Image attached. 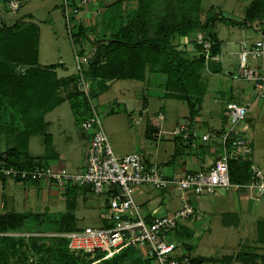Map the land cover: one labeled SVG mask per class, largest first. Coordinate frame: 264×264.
Returning a JSON list of instances; mask_svg holds the SVG:
<instances>
[{"label": "trees", "instance_id": "obj_1", "mask_svg": "<svg viewBox=\"0 0 264 264\" xmlns=\"http://www.w3.org/2000/svg\"><path fill=\"white\" fill-rule=\"evenodd\" d=\"M157 1L137 0L136 11L127 15L125 20L118 16L119 24L116 27H111L108 35L90 39L87 30L76 23L73 25L70 35L74 43L90 44L95 47L92 61L83 72L92 87L103 86L108 81L144 82L148 77H146V70L148 73H155V76H165V96L185 101L191 122L199 111L201 100L206 94V89L200 83V73L206 60L202 53V45L191 41L194 45L193 50L188 51V46L179 49V46L174 45L171 41L174 36L192 37L201 34L204 36V41L210 43V57L220 54L221 42L212 31L213 22L209 18L201 22L198 18L197 12L201 0H177L178 5H182L180 13L166 11L159 16H156L154 12ZM76 2L77 0H69L71 6ZM211 11L210 8L208 12ZM216 17L226 25L237 27L261 20L259 22L260 32L264 35V0H252L241 21H233L221 15ZM73 19L74 17L71 18V21L75 22ZM106 22L110 25V22ZM111 22L112 25L116 21ZM38 46L39 28L35 23L17 20L7 26L1 22L0 134H9L13 131L10 124L18 118L24 119L25 123L16 133L17 143L6 150H0V162L21 169L46 165L42 162L55 156L51 147V138L46 133L43 135L44 156H33L28 150L30 137L44 133L46 125L44 116L47 112L67 101L77 125L91 116V110L87 108L85 102L77 100L79 99L77 93L67 92L65 96L61 95L62 90L70 84H74L76 77L58 78L55 70L59 64L40 66L38 64ZM79 50L82 52L84 49L80 48ZM207 61L215 63L213 70L216 73L221 72L219 63ZM19 69H23V71L20 72ZM4 112L9 114L8 123L1 119ZM156 134V129L150 126L146 127V139L155 140ZM228 171L232 184L245 185L251 181L249 161H230ZM77 188L80 187H66L64 192L66 211L61 214L0 213V233L48 234L49 232L67 233L77 230L73 215L74 194ZM27 223H31L28 228ZM47 225H51L52 229L47 228ZM43 234L27 239L0 237V264H9L10 261L20 262L27 259L28 256H37L38 261L43 264H90L103 257L102 253L93 259L86 255L74 254L67 249L64 238L44 236ZM257 236V239L261 238V242L264 243V236L260 234ZM194 238L195 233L182 226H178L171 234V239L176 240L186 256L191 257L189 264H202L203 262L264 264V254H257L252 250L222 254L220 257L214 258L192 256L194 247L185 240ZM95 264L153 263L150 260L142 259L138 249L127 247Z\"/></svg>", "mask_w": 264, "mask_h": 264}, {"label": "rangeland", "instance_id": "obj_2", "mask_svg": "<svg viewBox=\"0 0 264 264\" xmlns=\"http://www.w3.org/2000/svg\"><path fill=\"white\" fill-rule=\"evenodd\" d=\"M251 1L201 0L200 2L199 11L197 12L199 20L204 22L205 19L209 18L213 22L212 31L221 42V54L219 56L223 70L220 74L216 73L213 70L215 63L206 61L200 73V83L206 89V94L201 100L199 111L193 118L198 119L196 124L198 131L209 129L210 126L213 127L217 124L221 126L223 122L225 125L224 109L226 103L231 100L236 102L244 101L247 107V114L244 121L239 124V128H246L243 135L253 149V159L262 171H264V96H257V91L252 87V84L238 79L237 74L239 63L238 53L241 43L244 42L246 45H249L257 40L264 41V35L260 32L261 25H259V22L261 20L237 27L226 25L217 20L216 17L221 15L233 21H241L244 19L245 10ZM177 2V0H158L154 6L155 15L159 16L166 11L180 13L182 11V5H178ZM210 8L212 11L208 12ZM23 12H30L33 16V21L37 23L40 29L38 64L40 66L58 65L59 61H62L68 67L67 72L69 74L75 72L73 49L83 48L86 50L90 44L81 43L79 45L78 43H74L72 45L69 39L71 33L68 34V30H73L75 22H70V29L66 26L62 12V0H26L17 11L9 10L6 5V0H0V24L2 22L7 26L12 25L17 19L23 17ZM177 41V36H174L171 42L177 43ZM248 64L264 72V61L261 62L260 59H249ZM19 71L22 72L23 69H19ZM57 72L60 75L65 74L59 65L57 66ZM165 81V76H155V73L149 72L144 82L130 80L115 81L107 89L102 85H95V87L90 85L88 96L74 82V84H70L62 90L61 95L65 96L67 92L72 94L77 93L79 97L77 100L84 101L88 109L90 108V103L93 102L110 146L117 145L119 149L129 148L132 144H138L143 140L144 129L148 122L147 119L159 122L157 115L158 113L162 114L163 120L160 121V129L168 133L164 135L159 134L157 145L149 140L147 144L150 143L152 147H156V153H158L157 158L159 161H163L175 149L173 148L174 142L172 139H178L173 138L169 133L177 125L181 124V122L187 123V120H189L186 102L170 99L165 96ZM95 95L97 97H94ZM141 105L143 107L140 111L141 116H139L138 110L141 108ZM145 108L146 113H143ZM124 109L125 111H123ZM8 115V112L2 113L1 119L3 122H9ZM138 117L141 118V124L139 122V125L135 124L136 122L133 124L132 120L138 119ZM46 120L49 121L50 125L47 128V133H38L30 138V154L33 156H41L44 154L45 144L43 142V135L46 133L51 137L53 146L64 155L63 159L73 161L71 165L76 166V161L80 159L81 152L79 150L76 153L73 151L80 147L78 145L74 146V144L82 141L79 140L75 143L74 141L79 139L78 135L84 131L81 130L80 124L77 125L75 123L69 102L65 101L53 112L48 114ZM24 123V119L18 118L10 124V128L12 129L13 127L14 129L13 131L9 134H0V150H6L17 143L18 137H16V133L22 128ZM125 137L127 138V142ZM70 153L77 154L78 158L74 159L72 154L69 157ZM42 164H53L58 167L63 166L61 161L56 162L50 159L44 160ZM10 189L8 193L13 194L17 200L14 211L25 212L30 211V207L33 208V204L36 202L35 199H37L35 194L37 188L34 183H29V186L17 183L10 186ZM2 196L3 191L0 187V204L2 202ZM24 201L25 204L28 203L25 209L23 208ZM39 204L43 206L42 202H39ZM7 211V208L5 210L0 209V213ZM77 211L76 214L79 219L77 226L100 227L98 210ZM201 223H204V221ZM30 224L27 223V228L31 226ZM47 228L52 229V226L47 225ZM225 232L220 233V229L214 225L210 231H198V233H195L194 239H186L185 241L191 243L194 247L192 256L214 258L227 253L235 254L237 250L238 252L243 251L246 239L243 237V234L231 233L232 231ZM258 234L264 236V233H250V236H248L250 238L246 240L249 242L253 241L257 245H252L249 247L250 249L245 251L249 252L252 250L257 254H264V246H262L261 238L257 239ZM202 264L222 263L203 262ZM230 264L241 263L231 262Z\"/></svg>", "mask_w": 264, "mask_h": 264}, {"label": "built area", "instance_id": "obj_3", "mask_svg": "<svg viewBox=\"0 0 264 264\" xmlns=\"http://www.w3.org/2000/svg\"><path fill=\"white\" fill-rule=\"evenodd\" d=\"M26 0H6L7 8L17 11ZM87 0H77L71 6L69 0H62V12L66 26L70 29L71 18L75 17ZM70 30H68V34ZM74 45L71 35L69 36ZM204 36L197 34L196 44L202 45L205 60L217 62L219 55L210 57V43ZM73 49L75 83L88 96L91 82L84 77V70L92 61L95 47L89 46L79 52ZM239 76L251 83L260 97L264 93V72L248 64L249 59L264 61V41L257 40L249 45L242 42L239 49ZM58 64H63L59 61ZM91 116L82 121L81 130L87 132L89 145L84 157L83 170L71 173L63 167L54 165H38L31 169H21L0 162V179L19 183H35L48 181L57 187H87L95 195L107 197V225L101 228L83 227L67 233H48L44 236H58L66 240L67 249L74 254L86 255L93 259L99 253L103 257L93 261L95 264L118 251L133 247L138 249L142 259L153 264H189L182 247L171 234L185 221L196 214L191 197L212 195L217 191H230L247 188L257 195L264 194V171L252 162V148L243 135L239 124L244 121L247 107L241 103L228 102L225 105V125L216 139L220 145V155L204 172L187 173L180 176L166 177L155 165L147 164L139 153L116 155L112 150L103 129L99 114L90 103ZM162 119V115H159ZM173 138L187 143H195L197 139L208 142L210 135H199L187 123H181L169 133ZM249 161L251 181L245 185L232 184L229 180L228 165L230 161ZM148 185L161 191L172 189L177 193L180 207L170 215H154L145 218L134 200L137 187ZM40 233L8 232L0 233V237L30 238L41 236ZM9 264H43L37 256H28L23 261H10Z\"/></svg>", "mask_w": 264, "mask_h": 264}, {"label": "crops", "instance_id": "obj_4", "mask_svg": "<svg viewBox=\"0 0 264 264\" xmlns=\"http://www.w3.org/2000/svg\"><path fill=\"white\" fill-rule=\"evenodd\" d=\"M137 0H87L86 3L80 7L79 12L74 17V21L76 24H80L83 28L87 30V35L90 39L93 37H102L109 34V29L111 27H116L120 18L125 20L127 15L132 14L137 9ZM23 17L17 20L31 21L37 25L36 22L33 21V16L30 12H23ZM118 18V20H115ZM16 20V21H17ZM116 21L111 25V21ZM106 21L110 22L107 23ZM38 26V25H37ZM39 28V27H38ZM39 38H40V29H39ZM177 43H173L174 45H178L179 49L188 46V50H193L192 47L195 36L190 37H177ZM172 43V42H171ZM190 44V45H189ZM221 54V49H220ZM215 62V61H214ZM221 69L223 70V66L221 63V58L219 56L218 62ZM59 66L64 71V75H60L55 70L58 78H66L69 76H74L75 72L69 74L67 72L68 67L65 64H59ZM222 70L220 73H222ZM219 73V74H220ZM238 74V79H242ZM148 76V71L146 70V77ZM243 80V79H242ZM115 81H108L103 84V86L107 89L110 84ZM139 88V87H137ZM264 94V93H263ZM257 96L258 93H257ZM260 97V96H259ZM232 102H236L231 100ZM64 103V102H63ZM61 103V104H63ZM237 103H241L246 106L244 101H237ZM60 104V105H61ZM59 105V106H60ZM57 106V107H59ZM57 107L47 112L44 116V121L46 123L44 132L47 133V128L50 126L49 121L46 120V116L53 112ZM143 105L138 110V115L141 116L140 111L142 110ZM125 111V109L123 110ZM112 112V111H111ZM143 113H146V108L143 110ZM160 113H158L157 118L159 122L151 121L147 119V126L153 127V129L157 130L156 138L146 139L145 138V129H144V137L138 144H132L129 148L119 149L117 145H114L112 150L116 155H126L130 153H135L137 150L140 155L143 156L147 164L157 166L162 174L166 177L172 176H180L187 173H196V172H204L206 171L219 157L221 149L219 145V141L216 139V136L220 134V132L224 128V122L221 126L215 125L210 126L209 129L198 131L196 129V124L198 119L187 120V125L196 131L199 135L208 134L210 135V140L208 142H202L199 139L195 141V143H187L181 139H172L174 142L173 151L166 157L163 161L158 160V153L156 147H152L151 144H147V141L154 142L156 145L158 144L159 134L164 135L168 132L160 129V121L159 119ZM162 115V114H161ZM133 124H141V118L132 120ZM183 123V122H181ZM222 123V122H221ZM138 124V125H139ZM245 127H243V133L245 132ZM219 132V133H218ZM79 139L82 142L74 144V146L78 145L79 148L74 149L73 151L76 153L77 150L81 152V157L76 161V166L71 165L73 161L69 159H63L64 155L61 151H58L53 144L51 139V147L53 148L55 156H51L50 160H54L56 162L61 161L62 165L60 166L65 168L67 171L71 173H78L83 170L84 166V157L89 145V136L87 133H80ZM31 138V137H30ZM51 138V137H50ZM126 142L127 138L125 137ZM30 141V139H29ZM129 141V140H128ZM249 142V141H248ZM251 146V145H250ZM29 150V143H28ZM78 151V152H79ZM30 152V151H29ZM75 153H70L73 155V158H78V155ZM41 156H44L41 155ZM68 157V158H69ZM253 149H252V162L253 159ZM70 161V162H69ZM257 162L255 161V165L259 167ZM56 164V163H53ZM51 164V165H53ZM68 165V167H66ZM55 166V165H54ZM260 168V167H259ZM261 169V168H260ZM262 170V169H261ZM19 182H14L11 180H1L0 179V187L3 191L2 202L0 204V209L5 210L8 209L7 212L3 213H37V214H51L57 215L64 213L66 211V197L64 196L65 189L57 187L55 184L50 183L48 181H39L35 182L34 185L37 188L35 191L36 198L35 203L33 204V208L30 207V211L25 212H16L14 211L16 204V199L13 194L10 192V186L13 184H17ZM25 186H29V184L22 183ZM75 204L73 209V215L75 218V226L77 229L83 228L77 226L78 217L76 214L77 210L80 211H92L98 210V217L100 220V227H105L107 225V197L95 195L91 192V190L87 187L77 188L75 194ZM191 201L193 202L196 210V214L180 223L179 226L189 229L193 233H198L201 230L210 231L211 227L215 225V227L220 229V233H224L225 231H232L231 233H242L243 237L248 240V236L250 233H264V194L257 195L254 191H251L247 188H239L237 190L230 191H217L212 195H204L200 197H191ZM134 200L140 208L141 214L145 218H150L154 215H170L180 207V202L177 193H175L172 189L168 190H155L151 186L143 185L139 186L134 191ZM39 202L43 203V206L39 204ZM23 208L25 209L28 206V203L25 204L23 202ZM64 207V209H63ZM77 211V212H80ZM2 214V213H1ZM204 221V223H201ZM90 227V226H85ZM224 231V232H221ZM226 233V232H225ZM241 235V234H240ZM255 236V235H253ZM258 237V236H257ZM245 239V247L243 250L250 249L249 247L252 245H257L253 243V241L249 242ZM264 246V243L263 245ZM238 252V250H237ZM236 253V251H235Z\"/></svg>", "mask_w": 264, "mask_h": 264}]
</instances>
